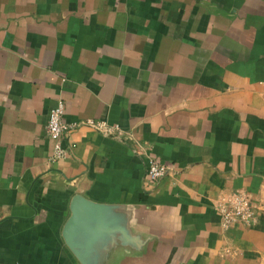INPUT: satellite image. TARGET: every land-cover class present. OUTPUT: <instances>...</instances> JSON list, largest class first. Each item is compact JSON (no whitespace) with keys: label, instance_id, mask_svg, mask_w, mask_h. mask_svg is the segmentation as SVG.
<instances>
[{"label":"crops","instance_id":"0c3cea01","mask_svg":"<svg viewBox=\"0 0 264 264\" xmlns=\"http://www.w3.org/2000/svg\"><path fill=\"white\" fill-rule=\"evenodd\" d=\"M0 264H264V0H0Z\"/></svg>","mask_w":264,"mask_h":264},{"label":"built area","instance_id":"2783aa9c","mask_svg":"<svg viewBox=\"0 0 264 264\" xmlns=\"http://www.w3.org/2000/svg\"><path fill=\"white\" fill-rule=\"evenodd\" d=\"M64 104L58 102L49 113L48 122L46 125V133L49 139L54 143L53 153L50 157L52 162L59 161L70 154V145L64 146V141L68 138L72 126L67 125L63 121ZM87 124L93 126L96 130H101L106 134H113L119 131L117 126L110 127L104 123H95L87 121ZM146 175L151 183H157L159 180L167 176L171 167L162 163L153 156L145 157ZM254 204L245 195L237 193L232 201L221 208V226L228 229L232 224L250 223L254 218Z\"/></svg>","mask_w":264,"mask_h":264}]
</instances>
